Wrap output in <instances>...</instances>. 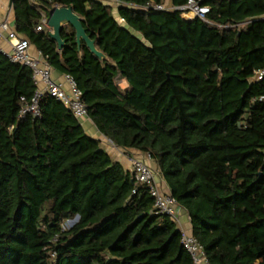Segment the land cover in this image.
<instances>
[{"label":"trees","instance_id":"obj_1","mask_svg":"<svg viewBox=\"0 0 264 264\" xmlns=\"http://www.w3.org/2000/svg\"><path fill=\"white\" fill-rule=\"evenodd\" d=\"M117 1L118 16L103 0H14L15 31L75 79L103 136L150 154L211 264H264V0H203L207 22ZM56 7L107 60L70 25L62 50L37 31ZM35 91L0 54V264H194L149 189L63 103L46 95L39 117L19 116Z\"/></svg>","mask_w":264,"mask_h":264},{"label":"built area","instance_id":"obj_2","mask_svg":"<svg viewBox=\"0 0 264 264\" xmlns=\"http://www.w3.org/2000/svg\"><path fill=\"white\" fill-rule=\"evenodd\" d=\"M119 6L117 0H111ZM203 0H188L187 4L181 7L174 8L173 6L156 5L155 10L167 11L176 10L183 13V16H191L190 18H199L207 22V16L211 10L208 6L202 4ZM49 15L42 14L41 24L37 27V31H51L49 27ZM124 22V20H121ZM7 40L10 44V49L6 50L1 47V41ZM0 54L6 56L10 62L21 65L32 71V78L36 91L31 100L25 97L21 98L20 114L25 117L32 115L40 116V102L46 95H50L56 101L63 103L83 125L89 119L88 110L85 106L82 96L83 93L79 89L77 82L70 75H65L64 79L68 85V90L65 89L63 83H58L53 79V68L47 62V59L41 51L33 52L32 44L24 37L19 36L14 29L10 27L8 22L0 24ZM264 70L258 73L257 78L263 79ZM264 99V98H263ZM150 160V154H147ZM131 173L140 186H146L154 199V210L158 214L169 216L176 223L177 229L181 233V245L185 251L191 256L194 264H211L204 246L197 238L189 231L181 226V211L182 207L178 204L171 193H165L161 190L157 183V172L144 160L131 158ZM136 190H134V194Z\"/></svg>","mask_w":264,"mask_h":264},{"label":"crops","instance_id":"obj_3","mask_svg":"<svg viewBox=\"0 0 264 264\" xmlns=\"http://www.w3.org/2000/svg\"><path fill=\"white\" fill-rule=\"evenodd\" d=\"M103 1L106 4L112 6L114 8V14L118 16V5L111 0H103ZM10 3L11 0H0V24L3 22H8L10 24V27L15 30L16 15L14 10V3L13 6H11ZM165 5L172 7V0H165ZM50 12L51 11L43 12L42 14H48L50 16ZM1 47L3 49L8 50L10 49V44L8 43L7 40L5 41L3 40L1 41ZM32 49L33 52L35 53L39 51L33 45H32ZM64 77H65L64 74L60 73L59 71L53 70V79L58 83H63L65 89L68 90V85L66 84ZM83 127L86 133L90 137L100 142L102 148L111 155L113 160L117 162H121L128 170H130V172H131L130 157L144 160L157 172V183L161 188V190L165 193H171V190L168 184L166 183L165 179L163 178L158 168V165L152 159L149 160L147 158V154H144L137 150H128L117 147L108 138H106L99 132V130L97 129V127L94 125V123L91 121L90 118L84 122ZM181 226L183 229L192 233V225H191L190 217L184 209H182L181 211Z\"/></svg>","mask_w":264,"mask_h":264},{"label":"water","instance_id":"obj_4","mask_svg":"<svg viewBox=\"0 0 264 264\" xmlns=\"http://www.w3.org/2000/svg\"><path fill=\"white\" fill-rule=\"evenodd\" d=\"M14 0H11L10 5L13 6ZM49 27L50 37L57 42L59 50H62L66 45L65 40L62 38V31L65 26H71L75 29L77 43L81 47L82 42H84L90 51L97 56L101 61L107 60L108 58L100 52L95 46V42L87 35L81 18L76 15L71 8H60L56 7L50 12L49 17ZM77 219H75L71 224H73Z\"/></svg>","mask_w":264,"mask_h":264},{"label":"rangeland","instance_id":"obj_5","mask_svg":"<svg viewBox=\"0 0 264 264\" xmlns=\"http://www.w3.org/2000/svg\"><path fill=\"white\" fill-rule=\"evenodd\" d=\"M183 17H184V16H183ZM185 19H188V18L185 17ZM120 85H121V87H123V88L126 87V84H125L124 82H121ZM70 224H71V223L69 222V223L66 224V226H70Z\"/></svg>","mask_w":264,"mask_h":264},{"label":"bare ground","instance_id":"obj_6","mask_svg":"<svg viewBox=\"0 0 264 264\" xmlns=\"http://www.w3.org/2000/svg\"><path fill=\"white\" fill-rule=\"evenodd\" d=\"M185 17L189 19L191 16H185Z\"/></svg>","mask_w":264,"mask_h":264}]
</instances>
